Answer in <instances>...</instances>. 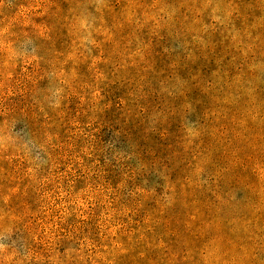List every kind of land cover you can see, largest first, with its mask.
Returning a JSON list of instances; mask_svg holds the SVG:
<instances>
[{"label": "rangeland", "instance_id": "obj_1", "mask_svg": "<svg viewBox=\"0 0 264 264\" xmlns=\"http://www.w3.org/2000/svg\"><path fill=\"white\" fill-rule=\"evenodd\" d=\"M0 264H264V0H0Z\"/></svg>", "mask_w": 264, "mask_h": 264}]
</instances>
